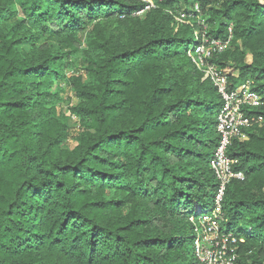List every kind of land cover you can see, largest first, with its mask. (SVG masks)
Returning a JSON list of instances; mask_svg holds the SVG:
<instances>
[{
    "label": "trees",
    "instance_id": "trees-1",
    "mask_svg": "<svg viewBox=\"0 0 264 264\" xmlns=\"http://www.w3.org/2000/svg\"><path fill=\"white\" fill-rule=\"evenodd\" d=\"M133 1L0 0V264H198L189 219L214 207L222 101L189 57L193 29L146 21L128 49L99 40L98 24L87 31L137 16L145 5ZM151 1L146 14L198 4L210 38L226 41L231 28L212 62L264 103V0ZM80 55L85 75L67 78L65 61ZM61 80L79 99L73 149L51 92ZM248 134L228 151L244 180L226 190L222 231L243 239L240 264H264V128Z\"/></svg>",
    "mask_w": 264,
    "mask_h": 264
},
{
    "label": "built area",
    "instance_id": "built-area-1",
    "mask_svg": "<svg viewBox=\"0 0 264 264\" xmlns=\"http://www.w3.org/2000/svg\"><path fill=\"white\" fill-rule=\"evenodd\" d=\"M144 8L137 16L145 15L155 8L151 0H141ZM199 12V6H196ZM226 41L204 36L190 54L195 66L204 73L217 93L221 97L222 105L216 118V130L220 141L214 157L210 163L211 170L218 183L214 207L198 217L190 219L193 229L194 253L198 264H240V243L233 233L222 231L224 222L223 202L228 186L234 180H244V176L236 172V161L228 155L233 141L245 142L249 140V130L258 126L264 128V116L252 115V111L264 106L261 96L254 90V84L247 82L231 89L228 74L212 62L215 54H222L232 39Z\"/></svg>",
    "mask_w": 264,
    "mask_h": 264
},
{
    "label": "rangeland",
    "instance_id": "rangeland-1",
    "mask_svg": "<svg viewBox=\"0 0 264 264\" xmlns=\"http://www.w3.org/2000/svg\"><path fill=\"white\" fill-rule=\"evenodd\" d=\"M115 2H126L129 5H134L136 1L133 0H113ZM264 4V1H262ZM196 6H199L198 4L195 5H186V4H180L175 9H169V8H162L151 11L148 14L141 15V16H133L130 17V19H127L125 21H120L118 15H114L113 17L106 19V20H98V22H93L92 24H89L87 26V31L91 32L95 25H99L98 27V39L102 40L104 43L112 44V42L117 41L123 48L128 49L132 47V43L128 42V39L130 35L132 37L137 36L139 32L142 31V24L147 21L148 22H156L161 25H169L170 28L168 29L169 32L172 31V34H183L187 28H191L193 31L190 36H193V38L200 41L204 36H207V33H209V26L207 25L208 17H205L202 15V10L199 6V12L196 10ZM100 21V22H99ZM85 35L82 34L80 36V48H85ZM135 41V40H134ZM50 47L53 49H57L56 46H54V42H49ZM194 43L191 45V48H193ZM196 46V45H195ZM193 52L189 53V57L192 60V54ZM250 61V57L248 58ZM193 62V60H192ZM195 65V64H194ZM188 66V65H187ZM175 68H178V73L181 75L185 74L187 78H192L193 70L191 67H185L183 66V63H179ZM197 68V67H196ZM197 70L201 72L198 68ZM65 75L67 78L73 77V76H80L85 75V64L84 60L82 58V55L80 56H70L65 61ZM232 72L231 70H227V74ZM203 75V79L206 80V77L203 72H201ZM85 77V76H84ZM208 80V79H207ZM212 84V83H211ZM51 92L54 94H57L60 92V102L55 105V109L57 111L58 116L60 119H62L64 122L68 125V141L67 146L70 149H73L77 145V139L82 133V128L80 125V120L76 115L73 114L72 110L79 104V99L77 98L76 94L74 93L71 86H69L66 81L61 80L55 82L54 86L51 88ZM217 118V115H216ZM107 195L115 200L116 202H122L124 201V197L120 196L116 192H108ZM213 209V208H212ZM127 215V210H119L116 213V216L120 221H122ZM192 219V217L190 218ZM189 219V222H190ZM191 224V223H190ZM170 228H166L165 230H169ZM192 235H193V229H192ZM190 233V237H192ZM192 247L194 251V240L192 241ZM195 255V253H194ZM196 257V256H195ZM197 259V258H196Z\"/></svg>",
    "mask_w": 264,
    "mask_h": 264
}]
</instances>
